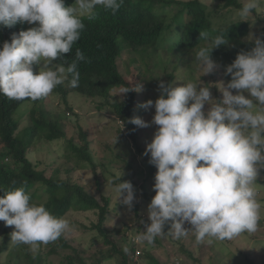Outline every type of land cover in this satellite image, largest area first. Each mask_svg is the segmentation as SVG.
Segmentation results:
<instances>
[{
    "label": "clouds",
    "instance_id": "1",
    "mask_svg": "<svg viewBox=\"0 0 264 264\" xmlns=\"http://www.w3.org/2000/svg\"><path fill=\"white\" fill-rule=\"evenodd\" d=\"M123 3L75 0V6H65V0H0V25L39 22L0 46V94L36 101L49 96L65 80L70 87H78V63L86 60L81 50H76L70 63L56 61L79 40L84 19L96 18L97 6L114 14ZM258 6L259 0H244L240 15L248 16ZM201 36L207 38L206 33ZM226 43L222 34L212 38L210 46L198 49L195 59L203 69L201 74L217 67L210 53ZM34 66H39L35 73ZM225 73L231 80L220 86L221 100L214 99L209 86L200 81L175 87L161 81V94L155 102L140 105L146 110L154 106L153 123L158 125L145 150L150 153L149 163L157 169L155 195L147 209L150 223L138 237L148 244L165 234L178 240L189 230L198 244H211L213 238L231 239L258 228L261 204L254 184L258 169L264 168V39L256 38L250 51L238 53ZM129 90L124 88L122 93ZM205 103L210 105L207 112ZM129 122L147 126L139 117ZM0 190V221L14 226V243L30 245L35 251L39 244L54 242L69 230L66 218L32 203L24 187ZM116 192L131 208L135 200L131 182L119 180ZM186 222L191 229L184 227Z\"/></svg>",
    "mask_w": 264,
    "mask_h": 264
},
{
    "label": "rangeland",
    "instance_id": "2",
    "mask_svg": "<svg viewBox=\"0 0 264 264\" xmlns=\"http://www.w3.org/2000/svg\"><path fill=\"white\" fill-rule=\"evenodd\" d=\"M167 1L169 3L161 9H156V12L165 14L167 18H170L177 14L182 5L177 2L181 0ZM205 1L213 7L215 3L219 2V0ZM238 1L241 4L244 3V0ZM70 5L75 6V1ZM263 9L264 0H259V6L248 16H241L239 9H229L226 15L227 22L232 20L247 21L248 33L243 37V40L254 43L256 38L264 39ZM38 23H27V27H37ZM174 30L172 28L170 34H173ZM176 45L173 43L169 44L168 39L166 42L158 43L156 50H151V56L149 58L144 57L147 67L144 61L139 59L142 55L140 49L133 52L124 51L118 59L119 70L126 79L134 80L140 84L148 81L150 84L155 85L156 88L161 81L165 83V72H173V87L183 86L185 82L197 83L200 81L201 84L209 86L214 99L221 100L222 92L220 91V86L224 87L230 81L221 62L212 59L216 62L217 67L209 74H201L203 69L200 67L199 62L196 59L189 61L193 57L192 54L186 52L181 55L167 51V49ZM253 47L254 45L251 49ZM153 60L156 61V66ZM175 62L177 66H173ZM137 65L140 66L136 70L135 66ZM38 67L34 66V73L38 71ZM150 80L154 81V84ZM200 86L198 84V88ZM67 87V80H65L64 83L54 88L49 96L40 99L36 105L33 102L24 101L18 106L13 117L18 121V129L23 130L28 125L30 108L41 109L49 119H59L66 134L65 138L71 139L76 145L81 142L78 133L82 130L86 133L89 141L88 150L94 162V168L87 162L79 161L63 139H56L50 142L39 141L28 149L27 157L38 168L57 169L59 170V176L62 178L69 176L101 203L102 197L109 198L108 208L110 212L108 214L107 229H112L111 234L114 241L118 243L122 235L126 236L127 233L133 238L139 239L138 237L144 230L145 225L150 223L147 209L153 197L152 193H155L153 188L155 181L150 176L148 160L137 148V143H139L141 148L146 149L147 144L151 142L158 128V125L153 123L154 106L146 110L140 105L147 100H152L154 103L159 96L158 90L152 86V89L140 92V86L137 107L133 117L141 118L146 122L147 126H137L135 132L138 140L135 144L129 137L124 136L125 128L120 124L110 108V104L115 100L120 101L122 95L120 89L111 92L108 101L104 100L106 102L104 104L103 99L100 97L86 96L74 92L72 89L67 91L64 100L61 89L65 90ZM230 91L236 94L237 90L231 89ZM243 94L246 97L248 96L247 92ZM209 108L210 105L205 103L203 110L207 112ZM1 148L3 147L0 143V150ZM3 163L7 165L6 168L8 170L13 169L7 158L3 159ZM156 171L157 169H155ZM49 172L47 171V174ZM119 175L120 181H129L133 185L135 200L131 208L121 202L122 198H117L116 187L119 183L117 179ZM254 187L257 193V200L261 204L260 220L255 232H243L225 240L213 238L211 244L207 242L198 244L191 230L178 240L167 234L156 237L151 244L139 239V245L143 248L145 247V251L137 263L152 264L149 258H153L156 262L158 261L157 264H171L174 257L180 260V264H250L249 258L254 260V264H264V168L258 169ZM151 194L152 197H150ZM136 212L140 216L136 215ZM63 217L70 222V228L61 237L67 241L70 247L57 248L55 252H50L49 250L57 245L58 239L48 244H39L35 251L30 245L22 244L26 247L24 251L31 255L30 260L19 258L16 254L10 253L12 247L16 245L11 240L14 226H6L3 221H0V238H2L0 239V244H3L8 239L6 232L10 236L7 241V247L0 252V264H65V256L71 255L75 251L79 252L86 264H91L93 257L99 255L97 251L100 248H105L103 240L98 237L95 230L90 228L91 224L96 222V211L81 212L69 210ZM127 226L131 230H127ZM169 227L170 223L164 227V231H168ZM184 227L191 229V225L187 222ZM183 246L185 249L190 250L191 253L193 252L195 259L188 258L182 252L183 250L180 247ZM197 259L199 262L196 261ZM113 263L114 258L101 264Z\"/></svg>",
    "mask_w": 264,
    "mask_h": 264
},
{
    "label": "trees",
    "instance_id": "3",
    "mask_svg": "<svg viewBox=\"0 0 264 264\" xmlns=\"http://www.w3.org/2000/svg\"><path fill=\"white\" fill-rule=\"evenodd\" d=\"M74 1L65 0V6H69ZM177 2L182 7L176 15L170 18H167L165 14L156 12V9H161L169 3L167 0H124L120 9L114 14L110 10L105 11L101 6H97L96 18L93 20L84 19L85 28L82 30L79 40L74 43L69 53L56 61L57 63H64L65 61L70 63L75 58L77 49H80L86 58L85 61L78 63L80 73L78 87H70L67 80V89H61L62 98L65 100L67 91L72 89L74 92L86 96L100 97L106 104L111 92L116 89L123 91L124 88H130L128 92L122 93L120 101L115 100L110 104V108L125 128L124 136L129 137L136 144L138 140L135 132L137 126L129 121L134 116L139 91L131 89L141 86L140 92H143L152 89L153 86L158 90L159 96L161 90L159 86L156 88L148 81L140 84L134 80L126 79L122 75L119 70L118 59L124 51L133 52L140 49L142 55L139 59L144 61V57L149 58L151 56L152 49L156 50L158 43L166 42L168 39L169 44L177 45L170 47L167 51L181 55L188 52L193 55L192 59L189 60L192 61L195 59L199 48L210 46L212 38L224 34L227 43L214 48L210 56L211 59L220 61L225 68L234 61L238 53L249 51L254 45L253 42L243 40V37L248 33L247 21L232 20L227 22L226 15L229 9L241 10L243 4L238 0H219L214 7L205 0H181ZM83 15L86 17L87 14L84 13ZM172 28L175 30L173 34H170ZM27 29L26 22L17 23L10 27L0 25V46L4 41L10 42L13 34L18 35L19 31ZM201 33H206L207 38L201 36ZM153 62L156 66V61L153 60ZM144 64L147 65L145 61ZM176 64V62L173 63V66H177ZM65 66L67 65L65 64ZM139 66H135V69L137 70ZM226 75L231 80V76ZM164 78L165 84L172 86L173 72H165ZM152 82L154 84V81ZM24 101H30L36 105L40 99L36 101L31 99L13 100L0 94V143L3 147L0 150V189L24 187L26 192L30 194L32 203L43 204L50 213L57 217H63L69 210L96 211V222L92 223L90 228L95 230L98 237L103 240L105 248H100L97 251L99 255L93 257L91 264H101L112 258H114L113 264H138L137 262L144 254L145 247L140 246V243L138 245L129 244L128 239L131 235L128 233L126 236L123 234L117 243L111 234L112 229H107L110 212L108 208L109 198L102 197L101 203L69 176L62 178L57 169L38 168L27 157L28 149L37 142L63 139L79 161L87 162L94 168V162L88 150L89 141L86 133L82 130L79 131L78 135L81 142L76 145L71 139L65 138V131L58 118L49 119L41 109L34 107L29 110L28 125L23 130H19L18 121L13 115ZM137 148L148 160L150 176L154 179L156 167L149 163L150 153L145 154L146 149L141 148L139 143H137ZM4 158H7L9 164L13 166L12 170L6 168L7 165L3 163ZM47 171L50 172L47 174ZM152 194L155 195V193ZM0 195H3L2 190H0ZM136 215L140 216L138 212ZM126 229L131 230L129 226ZM6 236L9 239L8 232H6ZM8 239L0 244V252L7 247ZM66 247L70 246L60 236L57 245L49 251L55 252L57 248ZM136 247L140 248L141 255L137 262H133L129 256ZM180 248L188 258L195 259L193 252L191 253L184 246ZM24 249H26L25 245L16 244L10 253L16 254L19 258L30 260L31 255ZM65 259V264H86L84 258L77 251L65 256ZM149 260L152 264L158 263L153 258H149ZM196 261L199 262L198 259ZM248 261L250 264L255 263L250 258Z\"/></svg>",
    "mask_w": 264,
    "mask_h": 264
},
{
    "label": "built area",
    "instance_id": "4",
    "mask_svg": "<svg viewBox=\"0 0 264 264\" xmlns=\"http://www.w3.org/2000/svg\"><path fill=\"white\" fill-rule=\"evenodd\" d=\"M262 14L264 15V9L262 11ZM130 237L131 238L129 240L130 241L129 244L138 245L139 239L133 238V236H130ZM140 255H141V250H140V248L136 247V249L130 254L129 258H130V260L135 262V261H137L139 259ZM171 264H180V260L175 258Z\"/></svg>",
    "mask_w": 264,
    "mask_h": 264
}]
</instances>
